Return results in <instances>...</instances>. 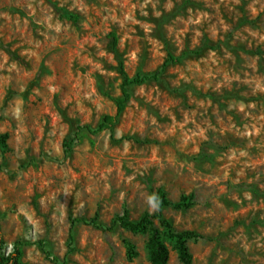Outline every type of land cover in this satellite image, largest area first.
Instances as JSON below:
<instances>
[{
	"label": "rangeland",
	"instance_id": "1",
	"mask_svg": "<svg viewBox=\"0 0 264 264\" xmlns=\"http://www.w3.org/2000/svg\"><path fill=\"white\" fill-rule=\"evenodd\" d=\"M169 53L187 54L130 88L112 130H83L64 153L77 125L115 114L121 64L153 73ZM4 133L0 251L20 241L21 264H151L150 232L115 223L157 211L150 186L192 197L162 209L198 235L192 264H264V0H0Z\"/></svg>",
	"mask_w": 264,
	"mask_h": 264
},
{
	"label": "trees",
	"instance_id": "2",
	"mask_svg": "<svg viewBox=\"0 0 264 264\" xmlns=\"http://www.w3.org/2000/svg\"><path fill=\"white\" fill-rule=\"evenodd\" d=\"M66 14V12L64 11ZM110 36L113 38L112 46L115 48L117 37L114 32L110 33ZM204 46L198 48L196 51H192L197 54L200 52ZM209 48L210 47L209 45ZM115 50V49H114ZM187 53H183L182 55L176 56L171 53L167 55V59L161 66L159 71L153 73H137L134 76H129L127 72L121 67L119 68V73L121 75V83H120V94L117 96L107 95L115 104L116 112L115 114H103L100 117L99 122L96 126L92 127L90 125H77L74 139L71 142L64 143L65 149L64 153H68L72 149V144L79 140V132L86 131L91 135H95L100 133L105 129H110L117 124L118 118L120 114L125 110L127 103L131 98L130 88L133 86H139L145 84L149 81H158L159 75L164 70L165 66L168 63H178L180 62ZM121 63V62H120ZM204 95L212 100L217 98L216 95L212 93H204ZM6 139L7 134L4 133L1 135L0 145L4 149L6 148ZM150 193L154 204L157 207V211L152 214L145 213L138 220H129L127 219V211H124L122 215L117 216L115 219V223H117L122 228H125L131 232H147L149 231V238L147 241L148 248V258L151 264H169V250L163 241L160 231L154 227L153 219L157 218L159 223L167 230L168 234L174 239V248L177 253V257L179 262L182 264H192V254L188 247V240L190 238H196L198 235L191 230H182L176 231L172 227L171 223L168 219H166L162 214V209L165 207H173L174 209H186L193 205L192 197H187L186 195H182L178 201L171 200L167 197L166 192L161 188H153L150 186ZM87 224L101 229L110 228L107 225L98 221V219L92 218L89 221H85ZM72 239V235H70ZM22 243L20 241H15L12 246V250L9 252L0 251V264H21L20 258L23 254ZM42 250L46 253L47 256L51 259V261L56 262L58 258L56 256H50L48 251L44 249L42 246ZM127 251L129 257L136 255V252L133 249V246L130 243H127Z\"/></svg>",
	"mask_w": 264,
	"mask_h": 264
}]
</instances>
